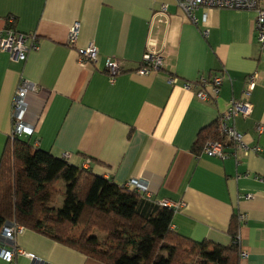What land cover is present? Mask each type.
I'll list each match as a JSON object with an SVG mask.
<instances>
[{
    "label": "crops",
    "instance_id": "obj_1",
    "mask_svg": "<svg viewBox=\"0 0 264 264\" xmlns=\"http://www.w3.org/2000/svg\"><path fill=\"white\" fill-rule=\"evenodd\" d=\"M194 16L190 21L175 0H0V29L35 33L38 41L24 60L0 51V157L14 93L29 83L26 119L36 123L26 137L31 145L57 157L66 152L71 164L120 185L140 179L153 203H183L172 208L170 227L194 241L231 244L233 218L245 213L237 233L246 257L238 264H264V43L257 42L256 13L201 6ZM75 21L79 32L70 47ZM90 43L97 60L81 63L77 47ZM148 43L161 51L163 66L143 75L136 70ZM107 57L122 66L112 78ZM215 73L222 82L214 99H198L181 86ZM250 73L257 74L251 111L234 125L262 153L237 152L236 159L194 153L199 131L243 97ZM169 76L179 82L169 84ZM12 245L33 257L17 253L10 262L0 257V264H106L31 229L12 242L0 239V248Z\"/></svg>",
    "mask_w": 264,
    "mask_h": 264
},
{
    "label": "trees",
    "instance_id": "obj_2",
    "mask_svg": "<svg viewBox=\"0 0 264 264\" xmlns=\"http://www.w3.org/2000/svg\"><path fill=\"white\" fill-rule=\"evenodd\" d=\"M7 139L0 157V232L20 225L106 264H238L236 243L194 241L171 229L173 209L31 145ZM225 142L218 119L202 128L193 152L207 141ZM57 181L64 190L54 187ZM56 195L62 201L54 206ZM237 215L230 225L233 240ZM81 226L78 234L73 229ZM98 230L103 237H98Z\"/></svg>",
    "mask_w": 264,
    "mask_h": 264
},
{
    "label": "built area",
    "instance_id": "obj_3",
    "mask_svg": "<svg viewBox=\"0 0 264 264\" xmlns=\"http://www.w3.org/2000/svg\"><path fill=\"white\" fill-rule=\"evenodd\" d=\"M176 5L185 14V16L192 22L196 21L194 16L195 10L203 6L206 8H223V9H237V10H253L256 13L255 27L257 31V42L262 45L264 43V0H175ZM166 5H160V11L165 12ZM8 22H13V17H8ZM80 23L75 21L69 29L67 36V45L74 47L78 37ZM206 35L207 31H203ZM37 37L35 33L20 32L15 29H0V51H7L10 54L11 59L24 60L27 52L37 47ZM97 47L95 44L90 43L85 47H77L78 58L81 63H94L97 60ZM163 66V58L161 51L155 50L148 43L142 54L140 66L136 70L139 74H149L160 70ZM105 68L107 74L112 78L116 74L122 71L120 61L107 57L105 61ZM257 78L256 73H250L246 77L245 89L242 92L241 99H232L229 102V106L225 112H223L219 118V129L224 137L225 142L231 145L232 150L225 151L224 142L222 141H207L202 148V152L208 156H215L221 159L233 156L237 158V152H242L244 155L250 152L255 154H261L262 148L259 146H248L243 140V134L239 132L235 125L234 120L238 115H248L251 111V103L248 100L250 91L254 86ZM167 82L171 85L179 82L178 77L169 76ZM222 82L220 74H212L210 76L200 75L194 81H182L181 86L184 89H193L195 96L201 100H211L217 97L219 88ZM32 89V85L26 82H21L16 89L12 99V127L11 137L17 136H30L36 131V123L28 121L26 119L27 105L26 97L27 93ZM261 127L259 131L261 132ZM264 157V153H262ZM63 158H68V153L62 154ZM125 186L134 188L142 194L147 192V184L140 179H130ZM245 198H250L251 194H245ZM160 205L169 208L178 207L183 203L175 204L167 200L159 202ZM246 219L245 213H239L237 215L238 223H241ZM20 225L5 224L0 232V239L12 242L15 236L22 231ZM233 243L240 244L238 233L232 240ZM25 255L32 258L33 256L25 251L17 249L14 245L11 248H0V257L12 261L15 254ZM240 256L246 257L245 251L240 250Z\"/></svg>",
    "mask_w": 264,
    "mask_h": 264
},
{
    "label": "rangeland",
    "instance_id": "obj_4",
    "mask_svg": "<svg viewBox=\"0 0 264 264\" xmlns=\"http://www.w3.org/2000/svg\"><path fill=\"white\" fill-rule=\"evenodd\" d=\"M54 187L59 189V190H64V184L61 182V181H57L55 184H54ZM62 195H56V197L54 198V203L53 205L56 206L58 205L59 203H61L62 201ZM81 230V226H76L74 229H73V234H78ZM95 234L98 236V237H103V234L101 232H99L98 230H94Z\"/></svg>",
    "mask_w": 264,
    "mask_h": 264
}]
</instances>
